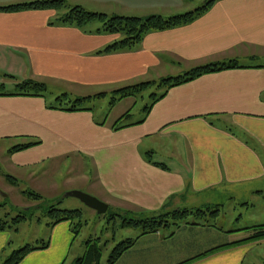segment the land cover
<instances>
[{
	"label": "crops",
	"instance_id": "obj_1",
	"mask_svg": "<svg viewBox=\"0 0 264 264\" xmlns=\"http://www.w3.org/2000/svg\"><path fill=\"white\" fill-rule=\"evenodd\" d=\"M28 1L34 0L3 3ZM76 1L111 7L118 15L170 17L207 0ZM103 9L93 11L109 13ZM60 12H0V63L10 60L15 84L29 79L58 84L72 89V99L92 102L196 67L236 64L169 88L143 121L132 122L131 114L119 123L124 126L117 122L129 111L109 121L97 118L89 106L70 111L51 108L44 96L0 93V141L39 142L21 151L9 148L12 168L44 167L43 177L60 160L72 158L65 186L72 181L71 189L86 190L109 207L135 215L189 208L212 191L264 197V0H215L192 23L150 32L130 50L100 55L95 52L121 36L50 25ZM51 221L49 246L19 264L67 263L77 237L74 224ZM189 222L140 233L113 264H264V238L244 241L255 229L222 239L218 226ZM11 244V233L0 231V264L19 249Z\"/></svg>",
	"mask_w": 264,
	"mask_h": 264
},
{
	"label": "rangeland",
	"instance_id": "obj_2",
	"mask_svg": "<svg viewBox=\"0 0 264 264\" xmlns=\"http://www.w3.org/2000/svg\"><path fill=\"white\" fill-rule=\"evenodd\" d=\"M3 1L0 0V6L8 4L3 3ZM67 5H81L90 11L95 8H104L103 10L109 12L108 14L110 15L118 12L111 7H97L98 5L86 1L78 3L76 0H70ZM114 8H116L115 5ZM102 12L104 13V11ZM128 14L124 16L149 17V15H139L138 12H130ZM100 26H102L101 22L95 21L89 27L97 28ZM10 64V60H7V62L1 60L0 93L7 94L17 90L18 84H15L17 75L9 73L11 70L9 68ZM159 81L160 79L136 96L118 101L122 102L116 106H111L112 97L114 96L112 94L104 99L84 102L83 106L91 107L99 119L111 121L115 118L117 119L123 112L129 111L132 114L131 121H138L143 118L145 108L152 103L153 94H161L164 90L158 84ZM73 93L72 89L68 87L52 84L51 86L47 85L45 98L49 104H58L59 101L56 98L57 96H62L63 103L70 104L74 101L72 99L74 97ZM63 95H67V97ZM24 140L21 138L20 140L0 141V214L1 216L6 213H10L11 216L18 214L27 215V219L17 226L18 230L16 228L9 230L12 235V248H21L27 244H40L42 240L47 241V225L48 221L51 220L50 214L47 212L50 206L53 205L56 208L67 210L81 208L82 218H76L73 223L77 237L66 264H74L76 262L74 258H77V254H82L81 256L84 258L89 250H91L90 252L94 251L96 256H98V264H108L118 244L136 237L142 231V227H123L124 218L136 219L141 216L144 219L147 216L132 213L126 214V212L115 209L112 205L107 213L99 214L96 210L86 206L79 198L65 196L72 190L90 194L86 190L71 189L74 188L69 187L74 185L72 181H70L68 186H65V179L70 176L69 169L72 158L68 157L60 160L58 166L55 165L51 168L49 176L43 175V177H40L44 172V167L33 170L12 168L9 164L10 158L7 150L12 146L21 144ZM33 173L36 174L34 175ZM9 176L14 177L17 182L12 181ZM48 177H52V181L45 179ZM243 201H249L250 206H244L242 204ZM189 208L193 210L202 209L206 211V214L201 217L191 214L188 217V221H199L218 226L221 231L223 230L221 232L222 239L226 236L230 238L232 235L239 237L240 233L245 236L251 233L255 226L264 224V197H256L249 193L238 196L229 192L212 191L199 196L196 203L190 205ZM216 210H218V213L213 214ZM168 229L167 227L161 228L163 231Z\"/></svg>",
	"mask_w": 264,
	"mask_h": 264
},
{
	"label": "trees",
	"instance_id": "obj_3",
	"mask_svg": "<svg viewBox=\"0 0 264 264\" xmlns=\"http://www.w3.org/2000/svg\"><path fill=\"white\" fill-rule=\"evenodd\" d=\"M215 0H207L201 7L186 12L183 14H177L170 17H164L162 15H150L149 17L142 18L136 16H124L118 14H107L103 12L90 11L84 8L81 5L69 6L65 0H34L28 2L13 3L0 6V12H20L27 10H57L61 11L60 14L52 19L50 25H61V26H73L83 29L89 33L97 34H118L121 37L111 44H108L104 48L95 52V54H110L114 52H119L123 50H130L137 46L144 36L150 32L163 31L168 29L177 28L183 25L192 23L201 15H203L209 8L212 6ZM95 21L101 22L102 26L94 28V30L89 27ZM234 61L228 63H215L208 64L205 66L196 67L187 73L175 76V77H166L162 78L159 81V85L163 87L161 94H153L152 103L145 108V115L151 108V106L164 94L167 90L173 86H177L188 82L192 79H195L205 73L218 71L223 68H229L235 66ZM155 84V81L141 82L138 84L126 86L124 88L118 89L114 92L112 97L111 106H114L118 101L127 98L136 96L144 89ZM47 92V85L44 82H39L37 80L29 79L27 81L21 82L17 85V90L13 93L14 95H34V96H44ZM6 94V93H5ZM105 93L98 94L96 97L104 96ZM67 97V95H63ZM56 100L59 101L58 104L50 105L51 108H62L64 110H82L83 103L88 100V98H79L75 99L70 104H64L62 96H58ZM126 116H131L130 112H127L123 117H121L117 124H121L123 119ZM143 121V119L138 122ZM119 126H124L122 124ZM39 144L38 141H30L18 144L12 147L9 151H21L29 147ZM9 178L12 180L13 177ZM16 181V179L12 180ZM52 219L50 225L56 224L61 221H71L74 223L76 218H82L81 210H67L59 209L55 206H50L48 212ZM218 210L214 211L213 214H217ZM128 214V212H126ZM194 214L201 217L206 214V211L202 209H190V208H178L174 210H164L154 214L146 215V218L141 216L136 219H128L127 217L123 220V227H142L141 234H146L149 232H154L159 230L162 227L173 226L175 228L180 227L183 223H187L188 217ZM27 219V215L18 214L11 216L10 213H6L4 216L0 214V231H9L12 228H17V226L24 220ZM194 224V222H189ZM256 232L253 236L245 239L244 241L258 240L264 238V225L257 226L254 228ZM135 242V238L127 239L122 243L118 244L114 249L111 258L108 261V264H113L126 250H128ZM241 242V241H240ZM235 244V243H234ZM49 246V242L42 241L37 245L27 244L24 247L16 249L12 252L9 258L4 264H19L30 252L37 249H45ZM219 248L211 249L202 256H207L208 254L214 252ZM89 250L84 258H81L77 261V264H98V256L94 251L90 252ZM186 264V263H183Z\"/></svg>",
	"mask_w": 264,
	"mask_h": 264
},
{
	"label": "water",
	"instance_id": "obj_4",
	"mask_svg": "<svg viewBox=\"0 0 264 264\" xmlns=\"http://www.w3.org/2000/svg\"><path fill=\"white\" fill-rule=\"evenodd\" d=\"M65 196H73L79 198L86 206L96 210L99 214H105L109 209V205L106 202L100 200L96 196L79 190L69 191Z\"/></svg>",
	"mask_w": 264,
	"mask_h": 264
}]
</instances>
